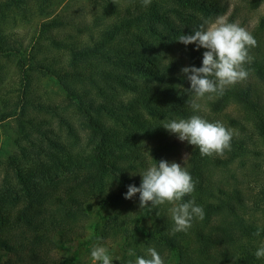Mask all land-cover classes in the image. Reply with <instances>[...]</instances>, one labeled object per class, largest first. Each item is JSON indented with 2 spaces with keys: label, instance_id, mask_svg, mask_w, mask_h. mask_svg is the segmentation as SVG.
<instances>
[{
  "label": "trees",
  "instance_id": "trees-1",
  "mask_svg": "<svg viewBox=\"0 0 264 264\" xmlns=\"http://www.w3.org/2000/svg\"><path fill=\"white\" fill-rule=\"evenodd\" d=\"M241 1L252 10L264 5V0ZM53 5L54 0H0V22L6 18L28 22L32 13L44 14ZM102 9L111 20L86 40L69 45L50 40L53 48L67 49L61 62L37 54L40 39H50L51 32L70 25L60 15L40 23L30 47L0 30V57L14 62L19 85L0 100V122L14 120L18 154L7 163L19 187L0 193V264H74L77 250L94 239L87 237L85 224L89 203L98 201L101 209L112 210L126 204L127 186L139 187V174L156 161L172 162L175 157V138L160 125L193 114L220 121L238 135L223 156L201 157L186 141L188 157L180 164L197 183L185 201L194 197L205 218L194 220L187 233L170 234L171 205L139 208L132 219L152 221L144 249L154 247L165 264L172 258L174 264H264V258L254 255L264 243V209L259 218L253 217L237 177L218 178L222 168L248 149L245 122H251L264 140V36L258 39L264 15L251 33L257 46L250 50L254 60L246 65L248 78L222 96L199 101L203 110L194 113L186 104L190 82L181 69L201 67L205 49L177 39L198 29L196 14L223 15L225 0H151L147 7L142 0L122 4L110 0ZM233 19L230 15L228 22ZM76 29L80 34L86 31ZM169 36L178 52L167 58L154 53L152 41L165 43ZM41 78L60 87L64 95L60 105L33 91ZM114 86L129 95L111 96L108 90ZM229 107H234L235 115L227 114ZM39 114L54 118L66 141ZM71 118L82 121V134ZM129 126L135 134L144 133L141 144H129L135 137ZM136 196L139 201V193Z\"/></svg>",
  "mask_w": 264,
  "mask_h": 264
},
{
  "label": "rangeland",
  "instance_id": "rangeland-1",
  "mask_svg": "<svg viewBox=\"0 0 264 264\" xmlns=\"http://www.w3.org/2000/svg\"><path fill=\"white\" fill-rule=\"evenodd\" d=\"M110 0H54L53 7L47 9L44 14L34 12L30 15L29 21H12L11 18H6L0 22V30L10 32V34L17 40H21L24 47H30L31 42L36 41V34L38 33L41 22L52 17L60 15L70 22L58 30H54L48 36L50 39H40L38 51L39 58H53L57 62H61L67 58V49L65 47L55 49L51 45V39H58L62 43L73 44L80 40H86L88 34L95 33L102 28L106 22L111 20V17L106 15L102 6ZM117 4H122L123 0H113ZM226 12L223 16L227 21L230 15L234 16L233 22L239 23L245 27L249 32L253 33L258 25L260 18L264 15V5L257 9H250L248 4L241 0H225ZM199 20V25L205 19L215 20L220 16H204L196 14ZM84 27L85 33L80 34L76 28ZM264 36V29L258 32V39ZM168 38V37H167ZM169 41L159 43L152 41L154 44V53L159 56L167 58L178 52V45L172 36H169ZM0 100L8 98L12 95V90H16L18 85V77L15 73L14 62L11 59L0 57ZM33 91L46 102H51L54 106L61 104L64 95L60 87L53 80L41 78ZM14 93V92H13ZM108 94L119 99L126 98L129 94L118 87H113L108 90ZM228 115H235L234 107H229L226 110ZM40 118L50 120L52 127L60 139L66 141L65 132L57 125V121L45 114H39ZM73 118H71L72 120ZM77 130L82 134L83 124L79 118L73 119ZM247 133V146L245 154L233 159L228 164V167L222 168L218 173L219 179H229L230 176H235L238 179V184L247 194V204L249 211L253 217L259 218L260 210L264 209V140L260 138L254 131L251 122H245ZM129 133L134 134V138H129V144L134 145L136 142L142 143L144 140V133H137L129 126ZM170 134V133H169ZM175 138L176 154L173 161L183 163L184 158L188 156L186 141L181 142L175 134H170ZM16 136L14 129V120L7 119L0 122V193L5 189L17 190V183L13 168L9 166L8 160L18 154V150L13 143ZM138 140V141H137ZM140 141V142H139ZM145 144V142H144ZM187 159V158H186ZM230 180V179H229ZM232 182V181H231ZM140 208L138 197L135 195L132 199H128L127 203L116 210L110 208L101 209L98 201L89 203L88 218L86 220L87 237L94 236L92 242L88 245L80 247L77 250L76 260L74 264H92L91 248L93 244L99 243L108 249V254L112 257V264H132L135 262V256H129L128 250L133 249L138 256L139 252L146 253L144 249L145 231L152 228V221L150 219H142L139 223L135 222ZM133 220L131 222L130 220ZM123 224V226H122ZM118 225H121L119 227ZM118 231V232H116ZM72 252V251H71ZM163 257V255H162ZM168 264H174L172 258Z\"/></svg>",
  "mask_w": 264,
  "mask_h": 264
},
{
  "label": "clouds",
  "instance_id": "clouds-1",
  "mask_svg": "<svg viewBox=\"0 0 264 264\" xmlns=\"http://www.w3.org/2000/svg\"><path fill=\"white\" fill-rule=\"evenodd\" d=\"M142 4L147 7L151 0H142ZM193 33L182 34L177 41L186 46L195 44L197 50L205 49L201 67L186 66L181 69L185 79L190 82V88L185 89L188 93L186 104L194 113H198L203 110L199 101L222 96L228 88L248 78L246 65L254 60L250 50L257 46V41L245 27L237 22H228L223 16L215 20L205 19ZM160 126L170 134H175L181 142L187 141L198 148L201 157L223 156L231 150L233 136L238 135L222 122H209L198 114L186 119H170ZM139 175L140 186L128 185L124 198L132 199L139 193L141 209L171 205L169 212L173 227L170 234L187 233L194 220H204V210L195 203L194 197L185 201V197L194 193L197 182L180 163L162 159ZM260 231L258 229L255 235H260ZM90 255L92 264L113 262L108 249L99 243L93 244ZM128 255L136 257L134 264H165L164 258L154 247H148L143 256H137L133 249H129ZM254 255L257 259L264 258V243Z\"/></svg>",
  "mask_w": 264,
  "mask_h": 264
}]
</instances>
